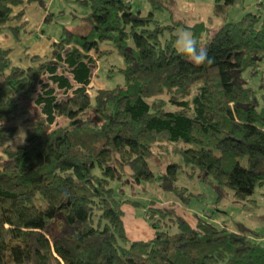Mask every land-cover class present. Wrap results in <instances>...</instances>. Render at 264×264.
I'll list each match as a JSON object with an SVG mask.
<instances>
[{"label":"trees","instance_id":"1","mask_svg":"<svg viewBox=\"0 0 264 264\" xmlns=\"http://www.w3.org/2000/svg\"><path fill=\"white\" fill-rule=\"evenodd\" d=\"M76 1L87 13L74 29L62 27L49 54L26 53L20 67L0 47V264H264V247L247 236L199 217L191 225L152 201L153 238L129 241L122 209L140 205L122 198L127 170L133 182L159 181L186 204L198 197L176 184L179 164L149 167L164 152L179 155L187 175L210 183L219 199L232 191L250 201L264 187V2L229 21L239 0H215L220 28L203 44L189 28L215 61L196 66L177 51L179 24L154 17L176 0H147L146 14L128 0ZM33 3L43 22L55 16L47 0H0V32L19 40ZM105 43L123 59L124 84L92 95ZM245 73L260 78V97ZM31 105L39 112L11 147L10 123Z\"/></svg>","mask_w":264,"mask_h":264},{"label":"rangeland","instance_id":"2","mask_svg":"<svg viewBox=\"0 0 264 264\" xmlns=\"http://www.w3.org/2000/svg\"><path fill=\"white\" fill-rule=\"evenodd\" d=\"M133 10H140L146 14L150 7L147 0H128ZM253 0H239L229 12V21H238L247 12L256 11V4L249 7ZM215 0H176L173 11L159 10L154 12V17L161 24H179L175 33L180 34L183 30L193 28L200 32L199 41L205 43L208 37V31L214 33L223 21L214 13ZM48 10L55 16L52 20L44 22L41 31L46 35L58 37L61 34L62 27L74 29L78 23V18L87 13V7L81 5L76 0H47ZM244 8H246L245 12ZM64 13L61 14L60 11ZM192 33V31H191ZM29 45V44H27ZM176 48L177 45L175 44ZM102 49H110L103 54L98 62L97 75L93 77L90 84L92 95L98 88H114L124 84L122 74L118 68L123 65V59L110 43H105ZM264 76V61L261 64L260 78ZM244 77L248 84L258 90L260 97V78H249V73ZM22 104L27 103L21 101ZM38 109L33 105L30 109L20 114L10 125L17 127V132L13 139L9 141L11 147L24 141L23 136L18 133L26 132L28 123L37 115ZM4 155L0 149V161ZM149 167L154 172H164L169 163L180 165L178 170V186L184 187L188 192L198 194V197H192L189 204L181 201L175 194L164 192L159 181L153 183H135L129 177V170L126 171L125 178L130 180L124 186L125 195L122 198H128L138 201L140 205L133 206L125 203L123 209V222L126 236L129 241L147 242L153 238V231L147 221V212L152 208L150 202H154L155 207L166 208L171 205L176 212L182 215L191 225H194L196 218H203L212 223L218 229H227L236 234L245 235L255 244L264 247V187L257 188L251 196L250 201H237L233 197V192L228 191L223 199H219L218 193L210 183L199 180L198 178L187 175L188 168L182 165L179 155L173 152H164L162 156L157 155L148 161ZM117 187V185H113ZM151 211V210H150ZM162 230L174 233L175 228L163 227Z\"/></svg>","mask_w":264,"mask_h":264},{"label":"crops","instance_id":"3","mask_svg":"<svg viewBox=\"0 0 264 264\" xmlns=\"http://www.w3.org/2000/svg\"><path fill=\"white\" fill-rule=\"evenodd\" d=\"M259 2H264V0H253L249 4V7H252L254 4L257 5ZM245 10L246 8H244L243 12H245ZM25 12V19L28 20V25L24 31L20 32L19 40H16L8 29L0 32V47L10 49V59L13 65L20 67H26L28 65V60L25 57L26 53L45 56L50 52L51 42L58 39V37L46 35L44 33L45 31H41L44 24V14L36 3L28 5ZM220 26L218 28H220ZM208 34L212 33L208 31Z\"/></svg>","mask_w":264,"mask_h":264},{"label":"clouds","instance_id":"4","mask_svg":"<svg viewBox=\"0 0 264 264\" xmlns=\"http://www.w3.org/2000/svg\"><path fill=\"white\" fill-rule=\"evenodd\" d=\"M177 51L186 56L190 63L196 66H204L213 64L214 57H210L206 48L200 47L191 31L185 29L177 36ZM19 136L26 138V134L20 131Z\"/></svg>","mask_w":264,"mask_h":264}]
</instances>
